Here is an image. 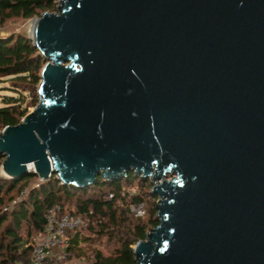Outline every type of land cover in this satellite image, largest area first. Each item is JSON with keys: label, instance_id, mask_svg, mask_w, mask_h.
<instances>
[{"label": "water", "instance_id": "95a60500", "mask_svg": "<svg viewBox=\"0 0 264 264\" xmlns=\"http://www.w3.org/2000/svg\"><path fill=\"white\" fill-rule=\"evenodd\" d=\"M31 21L38 102L0 131L1 175L133 171L158 221L135 264H264V0H57Z\"/></svg>", "mask_w": 264, "mask_h": 264}, {"label": "trees", "instance_id": "16d2710c", "mask_svg": "<svg viewBox=\"0 0 264 264\" xmlns=\"http://www.w3.org/2000/svg\"><path fill=\"white\" fill-rule=\"evenodd\" d=\"M56 6L57 0H0V25L12 18L26 20L39 16L44 11L56 9ZM44 63L24 32L0 35V79L7 78L10 86L8 89L16 94L2 97L0 129L17 124L27 113L28 106L38 102L36 86ZM25 97L30 99L25 102ZM2 159L0 156V164ZM37 181V176L33 174L20 179L0 175V264L30 262L32 240L44 227L45 212L63 199H68L85 224L66 232V257L56 261L58 251L53 249L54 255L47 259L46 264H66L74 258H84L87 264H135L132 245L145 238L148 225L154 227L158 221L151 216L147 224L135 218V222L127 225L124 231L117 227L122 219L132 220L129 218L130 203L137 206L144 202L139 190L150 188L147 179L129 171L126 176L110 181L99 175L93 184L85 188L61 184L54 174L38 182V186L35 185ZM134 183L139 188L137 193H122L124 186H132ZM107 193L112 198H107ZM10 203L12 205L3 209L4 205ZM153 212H156V205ZM80 229L90 232L89 236L78 233ZM101 236L105 237L104 246L111 249L109 255H104L96 248L84 249L80 245L83 241L100 243Z\"/></svg>", "mask_w": 264, "mask_h": 264}, {"label": "rangeland", "instance_id": "374dc122", "mask_svg": "<svg viewBox=\"0 0 264 264\" xmlns=\"http://www.w3.org/2000/svg\"><path fill=\"white\" fill-rule=\"evenodd\" d=\"M48 12H56V9L54 10H47ZM36 17V16H34ZM32 18L23 20L21 18H12L7 20L4 24L0 25V35H8V34H12L15 32H24L27 37L29 36V23L32 22L31 21ZM38 85V84H37ZM8 83V79L7 78H1L0 79V102L2 100L3 95H16L15 93H13V91H11ZM37 88V86H36ZM37 95V92H36ZM30 98L25 97V102H27ZM37 100H38V96H37ZM37 104V103H36ZM35 105L32 106H28L27 108V112H30L33 107ZM2 129H0L1 131ZM170 176H167V179H169ZM149 181V178L147 179ZM150 182V181H149ZM137 183H134L132 186H124L123 187V191L125 195H131L133 193H137L139 188L138 186H136ZM150 187H151V183H150ZM150 188L146 187L145 190L140 189V193L142 194L143 198H144V202L140 203V206H135L133 204H129L128 208H129V218H131L132 220H127V219H122L119 223V226L117 227L118 229L121 230H125L127 228V225H132V223L135 222V218H140L141 220H144V222H146L148 224V219L151 218H156V212H153V209L155 207V205L157 204V197L153 196L150 194ZM25 190H23L22 192L24 193ZM146 192V193H142V192ZM150 194V195H149ZM107 198H112L111 194L109 195V193H107ZM16 199H19V197H17ZM60 205H62V207L64 208V210H68L70 212H75V209L73 207L72 204L69 203L68 199H63L60 200L58 202ZM10 205H12V203L10 204H6L4 205L5 208L9 207ZM151 228H153V226L150 224L148 225V229L147 231H149ZM116 229V230H118ZM78 231V230H77ZM146 231V232H147ZM78 233L83 234L85 236H89L90 232H87L83 229H80L78 231ZM74 234V233H72ZM104 241H105V237L101 236L100 238V243H88V242H80V245L83 246L84 249H88V248H96L99 249L104 255H109L111 253V249H107V245L104 246ZM133 246V245H132ZM66 264H87V262L85 261L84 258H74L72 261L70 262H66Z\"/></svg>", "mask_w": 264, "mask_h": 264}, {"label": "built area", "instance_id": "2783aa9c", "mask_svg": "<svg viewBox=\"0 0 264 264\" xmlns=\"http://www.w3.org/2000/svg\"><path fill=\"white\" fill-rule=\"evenodd\" d=\"M37 180L36 186L41 181L38 177ZM137 206H140V204ZM44 219L45 224L41 233L33 237L32 257L28 264H46L47 259L54 255L53 249L58 251L55 260H63L66 257L65 248L68 240L66 232L68 230L74 231L85 224L76 212L64 210L59 203L47 209Z\"/></svg>", "mask_w": 264, "mask_h": 264}, {"label": "bare ground", "instance_id": "6f19581e", "mask_svg": "<svg viewBox=\"0 0 264 264\" xmlns=\"http://www.w3.org/2000/svg\"><path fill=\"white\" fill-rule=\"evenodd\" d=\"M28 27H29V30L31 32L32 22L29 23V26Z\"/></svg>", "mask_w": 264, "mask_h": 264}]
</instances>
